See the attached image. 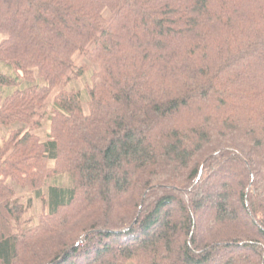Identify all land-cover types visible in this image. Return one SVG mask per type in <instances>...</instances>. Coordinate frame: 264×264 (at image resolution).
<instances>
[{
    "label": "trees",
    "instance_id": "16d2710c",
    "mask_svg": "<svg viewBox=\"0 0 264 264\" xmlns=\"http://www.w3.org/2000/svg\"><path fill=\"white\" fill-rule=\"evenodd\" d=\"M0 36V264H264V0H0Z\"/></svg>",
    "mask_w": 264,
    "mask_h": 264
},
{
    "label": "rangeland",
    "instance_id": "374dc122",
    "mask_svg": "<svg viewBox=\"0 0 264 264\" xmlns=\"http://www.w3.org/2000/svg\"><path fill=\"white\" fill-rule=\"evenodd\" d=\"M1 38V36H0ZM0 71L4 72V73H7V74H10V69L7 68V67H4L3 64L0 63ZM78 88H79V85H77ZM81 86V85H80ZM77 89V88H76ZM82 89V88H81ZM48 131H49V128L47 125H44L42 127L41 130H39V135L40 137L45 140L47 135H48ZM2 142L0 141V146H1ZM51 184L53 185H57V187H63V188H68L70 186V180L67 176H64V177H60V178H57L54 182H52ZM45 194V193H44ZM17 196L23 198V199H30L31 202H32V207L31 209L28 211V215L26 216L27 217V220H35L36 216L41 213L42 210H44V207H45V203H43L41 201V199H39L38 197H36V194L33 193V192H27V191H20L19 189H17ZM48 209V207L46 208Z\"/></svg>",
    "mask_w": 264,
    "mask_h": 264
}]
</instances>
